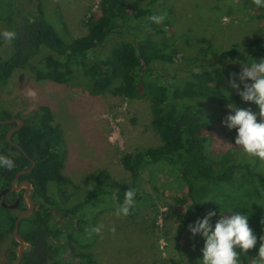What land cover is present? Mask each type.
<instances>
[{
    "label": "trees",
    "instance_id": "16d2710c",
    "mask_svg": "<svg viewBox=\"0 0 264 264\" xmlns=\"http://www.w3.org/2000/svg\"><path fill=\"white\" fill-rule=\"evenodd\" d=\"M162 1L100 0V11L92 13L86 22L88 33L73 40L62 36L42 8L41 15L31 19L18 8L11 12L8 0L0 1L2 32L16 33L10 43L3 37L0 41L1 48L10 46L9 51L0 54V97L14 76L25 72L47 49L49 53L40 57L36 66L37 78L68 86L78 85V79L86 78L94 91L110 90L115 96L129 99L153 95L152 125L161 138L159 146L124 153L122 163L131 174V181L113 179L107 170L101 169L88 176L90 186L84 196L68 204L63 200L67 182L51 108L42 105L35 114L23 117L24 124L12 135V141L23 150L7 140L11 124H0V155L15 164L10 170L0 167V193L11 187L19 171L36 162L31 172L22 173L19 178L30 180L31 196L36 203L34 212L19 223V233L28 242L20 264H96L83 247L84 240L94 234L88 232L86 225H94L91 217L103 207L101 195L122 205L125 192L132 188L136 190L134 200L142 199L138 182L145 167L153 174H170L185 185L186 197L198 219L209 210L216 212L212 225L221 215H245L257 244L247 253L237 249L240 264L258 260L260 237L264 236V172L254 167L250 159L236 157L235 152L225 154L218 166L209 159L207 131L212 126L203 103L239 99L228 83L232 73L241 71L232 66L233 61L250 66L264 59V37H254L244 45L232 42L221 53L217 67L207 66L205 56L213 39L202 37L197 54L189 57V75L165 73L156 69L155 63L174 60L176 53L169 50V34L174 31L169 23L156 24L148 19L156 15L155 5ZM6 43L9 45L4 46ZM14 117L19 115L11 114L0 104V121ZM18 197L20 203L15 209L3 205L4 200L12 204ZM26 203L22 191L11 189L3 198L0 196V238L13 236L17 210H24ZM133 209L134 205L130 212ZM12 242L18 245L14 236ZM193 254L198 257L197 251ZM16 256L14 248L9 252L10 262ZM77 256L79 261L75 260Z\"/></svg>",
    "mask_w": 264,
    "mask_h": 264
},
{
    "label": "rangeland",
    "instance_id": "374dc122",
    "mask_svg": "<svg viewBox=\"0 0 264 264\" xmlns=\"http://www.w3.org/2000/svg\"><path fill=\"white\" fill-rule=\"evenodd\" d=\"M28 2L30 7L39 3L38 0ZM99 5L100 0L41 2L47 19L66 40L88 33L86 22L92 13L100 11ZM155 12L157 16L163 15V22L169 23L174 31L169 34V50L176 53L174 60L155 63L156 69L165 73L189 75V57L197 54L202 37L213 39L205 54L209 67L219 65L221 53L232 42L244 45L254 37H264V7H257L253 0H163L155 5ZM2 37L0 35V41ZM9 49L10 46L0 47V54ZM46 53L49 50L42 51L25 72L14 76L1 95L0 104L22 119L35 114L42 105L51 108L52 124L60 137L62 172L67 182L64 202L72 204L82 198L90 186L88 176L101 169L107 170L113 179L131 181V174L122 163L124 153L161 144L152 125L153 95L129 99L115 96L110 90L97 92L86 78L78 79V85L72 86L39 79L35 75L36 66ZM237 61H233V67L240 70L248 67ZM236 82L240 84L238 75ZM29 90L36 93L35 97L28 95ZM203 104L212 126L207 131L209 159L218 166L225 154L235 152L236 157L250 159L254 167L264 172V160L248 156L235 144L237 129H229L223 123L229 114H235L229 104L233 108H251L257 114L258 105L241 97L235 102ZM257 119L259 121V116ZM138 189L143 198L134 200V209L126 217L116 215L121 206L118 202L101 195L103 207L91 217L95 226L92 222L86 227L89 233L100 224L104 229L101 235L94 233L84 240V250L96 264H202L205 239L189 230V224H194L198 218L186 197L187 187L170 174L163 171L153 174L145 167ZM113 226L114 234L109 231ZM12 241L13 236L9 234L0 238V264H11L9 252L17 248ZM193 251H197L198 257Z\"/></svg>",
    "mask_w": 264,
    "mask_h": 264
},
{
    "label": "clouds",
    "instance_id": "9594fccd",
    "mask_svg": "<svg viewBox=\"0 0 264 264\" xmlns=\"http://www.w3.org/2000/svg\"><path fill=\"white\" fill-rule=\"evenodd\" d=\"M257 7H264V0H253ZM156 24L163 22V15H153L148 18ZM0 35L7 42L16 38L15 31L5 30ZM238 75L240 84L236 82ZM248 81H251L250 83ZM230 86L235 89L243 101L254 102L259 107V113H254L251 108H233L234 115L229 114L223 123L229 129H237L238 134L235 144L241 146L248 156L258 157L264 160V59L258 63H253L248 67H243L237 73H232L228 81ZM241 84L243 90H241ZM28 95L35 97L36 93L29 90ZM259 116V121L257 119ZM15 166L14 161L9 157L0 155V167L9 170ZM136 190L129 188L124 194V202L117 209L116 215L126 217L130 214V208L134 205ZM216 215L215 211L209 210L202 219H197L194 224H189L190 232L195 235L201 234L204 239L202 249V264H240V252L247 253L257 244V237L248 224L247 217L241 214L221 215L216 221L214 228L211 218ZM104 225L100 224L92 229L97 235H101ZM113 234L116 229L113 226L109 229ZM258 251V260H253L252 264H264V236Z\"/></svg>",
    "mask_w": 264,
    "mask_h": 264
},
{
    "label": "water",
    "instance_id": "95a60500",
    "mask_svg": "<svg viewBox=\"0 0 264 264\" xmlns=\"http://www.w3.org/2000/svg\"><path fill=\"white\" fill-rule=\"evenodd\" d=\"M13 121H17L19 123V126L15 127V128H12L7 133V136H6L7 137V140L12 145H14V146H16V147H18V148H20V149L23 150L22 146H20L16 142L12 141V139H11V136H12L13 131L16 130V129H18V128H20V126H22L23 119L17 117V118H14V119L12 118V119H7V120H2V121H0V124H7V123H11ZM35 164H36V162L33 161L32 166L30 168L19 171L16 174V176H15L13 182H12L11 187L5 188L0 193V196H2L5 193L9 192L11 189L12 190H21L22 188L25 189L24 197H25V200L27 202V207L24 210H22L21 212H19L18 217H17V220H16V223H15V228L13 230V236H14L15 240L18 242V245H17V256H16V258L14 260H12L11 264H20L21 261H22V259H23L24 252H25V250L27 248L28 242L19 233V223H20V221L24 217L30 216L34 212L35 206H36L35 200L31 196L32 189H33L32 183L28 179H25V180L20 181L19 178H20V175L22 173L31 172L32 169L34 168ZM19 202H20L19 199L15 203H12V204H7L5 201H3V205L4 206H7V207H9L11 209H15L19 205Z\"/></svg>",
    "mask_w": 264,
    "mask_h": 264
},
{
    "label": "flooded vegetation",
    "instance_id": "af4514ba",
    "mask_svg": "<svg viewBox=\"0 0 264 264\" xmlns=\"http://www.w3.org/2000/svg\"><path fill=\"white\" fill-rule=\"evenodd\" d=\"M1 2L2 1H4V0H0ZM39 1V3L38 4H36V5H34V7L32 6V7H30V5H29V2H28V0H8V2H7V7L11 10V12H14L13 10H15L14 9V7L15 8H18L20 11H23V12H26V13H28V17H30L31 19H34V18H36V15H41V8H42V11H44V14H45V17L47 18V14H46V12H45V10H44V7H42L41 6V2H42V0H38ZM0 6H1V3H0ZM25 9H27L28 11H25ZM2 23H0V33H2ZM2 36V35H1ZM7 45H9V44H4V46H7ZM35 59H37V58H35ZM14 118H17V117H14ZM13 118V119H14ZM9 124H11V126L8 128V132L12 129V128H15V127H17V126H19V123L17 122V121H13V122H11V123H9ZM23 124H24V122H23ZM22 124V125H23ZM21 127V126H20ZM17 130V129H16ZM16 130H14L13 131V133L16 131ZM7 132V133H8ZM13 133H12V135H13ZM6 136H7V134H6ZM11 139H12V136H11ZM17 192H23V195H24V193H25V189L24 188H22L21 190H16ZM10 192V191H9ZM9 192H7V193H9ZM7 193H5L4 195H6ZM4 195H2L1 196V198H3V196ZM20 200V198L18 197V198H16V200L15 201H17V200ZM4 200V199H3ZM5 201V200H4ZM6 202V201H5ZM15 203V202H14ZM20 203V202H19ZM19 206V205H18ZM17 206V207H18Z\"/></svg>",
    "mask_w": 264,
    "mask_h": 264
}]
</instances>
